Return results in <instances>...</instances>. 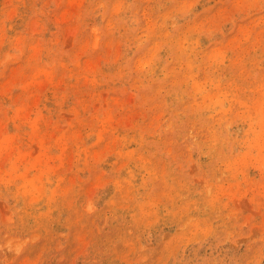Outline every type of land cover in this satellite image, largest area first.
Instances as JSON below:
<instances>
[{
	"label": "rangeland",
	"instance_id": "374dc122",
	"mask_svg": "<svg viewBox=\"0 0 264 264\" xmlns=\"http://www.w3.org/2000/svg\"><path fill=\"white\" fill-rule=\"evenodd\" d=\"M0 264H264V0H0Z\"/></svg>",
	"mask_w": 264,
	"mask_h": 264
}]
</instances>
